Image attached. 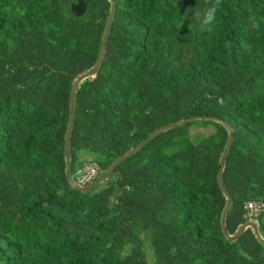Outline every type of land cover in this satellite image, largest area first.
Here are the masks:
<instances>
[{
    "label": "trees",
    "instance_id": "trees-1",
    "mask_svg": "<svg viewBox=\"0 0 264 264\" xmlns=\"http://www.w3.org/2000/svg\"><path fill=\"white\" fill-rule=\"evenodd\" d=\"M76 1L0 0V264H147V247L153 264H264L251 229L222 233L228 135L214 121L159 133L90 191L68 183L71 87L95 64L110 9L83 0L77 17ZM114 1L101 65L76 93L71 177L100 175L166 124L217 117L233 131V235L247 203H264V0H220L211 31L192 17L215 0Z\"/></svg>",
    "mask_w": 264,
    "mask_h": 264
},
{
    "label": "water",
    "instance_id": "water-1",
    "mask_svg": "<svg viewBox=\"0 0 264 264\" xmlns=\"http://www.w3.org/2000/svg\"><path fill=\"white\" fill-rule=\"evenodd\" d=\"M108 2L110 3V9H109V14H108L107 21L105 24L104 32L102 35L97 60L91 68L85 70L84 72H82L81 74L76 76V78L73 81L72 87H71L70 99H69L68 125H67V130H66V134H65V138H64L65 175H66V179H67L68 183L74 189L79 190L81 192L90 191L93 188H95L97 185L102 183L104 181V179L106 178V176L109 173H111V171H113V169L119 163H121L123 160H125L126 158H128L129 156H131L132 154L137 152L140 148H142L146 143L151 141L159 133L173 129L175 127H178L182 124H186V123L191 122V121H200V120L214 121V122L220 124L221 126H223L226 129L227 135H228L225 147H224L223 152H222L220 159H219V171L217 173V182H218L220 190H221V192L225 198V205H224V208L222 210L221 217H220V226H221L222 233L228 241L234 242L240 237V235L243 233V231L245 229L249 228L253 232L256 240L260 244L264 245V239L262 238V236L260 234L258 225L256 222H253V221H246L244 224L239 225L233 235H229L227 233L226 226H225V220H226L227 212L231 206V198H230V196H229V194H228V192H227V190L223 184L222 173H223V170L225 167V161H226L227 154H228L230 147H231V144L233 142V131H232V128L228 124H226L223 120H221L219 118L206 117V116H193V117H190L188 119H183V120H179L177 122L166 124V125L158 128L157 130L153 131L144 140H142L140 143H138L135 147L129 149L124 154H122L117 159H115L114 162L108 167V169H106L99 176V178L96 181H94L91 185H88L86 187H81L73 181V179L70 175V164H71L70 138H71V134H72V130H73V122H74V117H75L76 93H77L79 86L85 80L96 75V73L98 72V69L101 65V62L103 60V57L105 54V49H106V43H107V40L109 37L111 25L113 22L115 11H116L115 1L114 0H108ZM85 10H86V5H85L83 0H77L75 3H72L70 5V13L77 16V17L82 16L85 13Z\"/></svg>",
    "mask_w": 264,
    "mask_h": 264
},
{
    "label": "clouds",
    "instance_id": "clouds-1",
    "mask_svg": "<svg viewBox=\"0 0 264 264\" xmlns=\"http://www.w3.org/2000/svg\"><path fill=\"white\" fill-rule=\"evenodd\" d=\"M219 4H220V0H215L214 3H211L210 6L207 7L206 9H204L202 12L199 11V10L195 11L194 16L192 17V20L198 22L200 24L202 30L211 31L212 30L211 26L214 25V23L216 21L217 10H218ZM215 118H217V117H215ZM76 175H78V172L76 173ZM100 175H98V171H97V174L95 176L91 177L86 182H81L80 181V176L77 177L76 179H73V178L72 179L77 185H79L81 187H86L88 185H91L96 178L97 179L99 178ZM262 214H264V213H262ZM249 221L256 222V219H251L250 218Z\"/></svg>",
    "mask_w": 264,
    "mask_h": 264
},
{
    "label": "built area",
    "instance_id": "built-area-1",
    "mask_svg": "<svg viewBox=\"0 0 264 264\" xmlns=\"http://www.w3.org/2000/svg\"><path fill=\"white\" fill-rule=\"evenodd\" d=\"M97 174V168L93 166H88L84 168L82 171L78 172V176H80L81 182H86L91 177ZM246 209L249 211V218L255 219L257 215L264 213V203L262 202H248L246 205Z\"/></svg>",
    "mask_w": 264,
    "mask_h": 264
},
{
    "label": "rangeland",
    "instance_id": "rangeland-1",
    "mask_svg": "<svg viewBox=\"0 0 264 264\" xmlns=\"http://www.w3.org/2000/svg\"><path fill=\"white\" fill-rule=\"evenodd\" d=\"M200 131H202V130H200ZM145 251H146L147 264H153L154 263L153 254H152V251H151L150 247H147Z\"/></svg>",
    "mask_w": 264,
    "mask_h": 264
}]
</instances>
